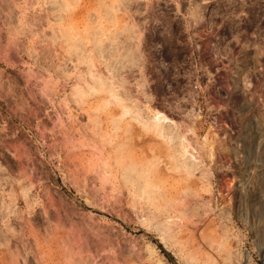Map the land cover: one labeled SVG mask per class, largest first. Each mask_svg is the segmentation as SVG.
<instances>
[{
	"label": "rangeland",
	"instance_id": "1",
	"mask_svg": "<svg viewBox=\"0 0 264 264\" xmlns=\"http://www.w3.org/2000/svg\"><path fill=\"white\" fill-rule=\"evenodd\" d=\"M207 1L0 0V264H264L258 46L203 68Z\"/></svg>",
	"mask_w": 264,
	"mask_h": 264
},
{
	"label": "built area",
	"instance_id": "2",
	"mask_svg": "<svg viewBox=\"0 0 264 264\" xmlns=\"http://www.w3.org/2000/svg\"><path fill=\"white\" fill-rule=\"evenodd\" d=\"M213 4L215 6L211 9L210 5ZM202 16L197 31L198 57L202 67L212 70L217 68V63L222 59L221 49L226 44L225 38H230L229 53L234 63L243 60L249 63L253 46H258L256 52L259 53V69L264 83V0H208ZM252 17L259 18V25L255 29L251 28ZM253 36L259 37L255 45L250 41ZM233 53L240 58H234ZM212 70L211 75L214 77Z\"/></svg>",
	"mask_w": 264,
	"mask_h": 264
},
{
	"label": "bare ground",
	"instance_id": "3",
	"mask_svg": "<svg viewBox=\"0 0 264 264\" xmlns=\"http://www.w3.org/2000/svg\"><path fill=\"white\" fill-rule=\"evenodd\" d=\"M114 97L116 99V102L118 101L119 103H122L125 101V100H123L122 97H120V93H118V91L114 95ZM122 104H123V106L121 105V107L123 108V110H122L123 113H121V114H123L122 116H125L127 114L132 115V113H133L136 116V120L139 123H141L145 128H147V129L156 128L160 132L163 131V123L162 122H163V120H165V118L162 114L156 113V112H151V111H146L143 113V110L139 107L135 108L134 106L124 105V103H122ZM185 152H186V150H185ZM191 157L193 159H196L195 155H192ZM187 160H188V157H186L184 159V161L181 162V164H182V166L186 167V169L190 172L192 169V166L190 163L187 162ZM161 238H162V241L166 240L165 236H163Z\"/></svg>",
	"mask_w": 264,
	"mask_h": 264
}]
</instances>
